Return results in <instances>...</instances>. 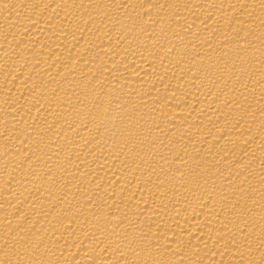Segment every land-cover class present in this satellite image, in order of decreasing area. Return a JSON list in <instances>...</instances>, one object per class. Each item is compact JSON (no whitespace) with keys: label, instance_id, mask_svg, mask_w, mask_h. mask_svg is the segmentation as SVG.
Segmentation results:
<instances>
[{"label":"bare ground","instance_id":"obj_1","mask_svg":"<svg viewBox=\"0 0 264 264\" xmlns=\"http://www.w3.org/2000/svg\"><path fill=\"white\" fill-rule=\"evenodd\" d=\"M0 264H264V0H0Z\"/></svg>","mask_w":264,"mask_h":264}]
</instances>
